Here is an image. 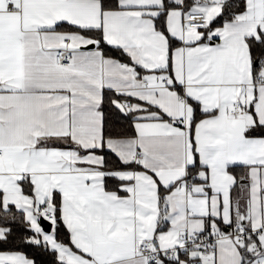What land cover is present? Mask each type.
<instances>
[{
  "label": "snow or ice",
  "instance_id": "1",
  "mask_svg": "<svg viewBox=\"0 0 264 264\" xmlns=\"http://www.w3.org/2000/svg\"><path fill=\"white\" fill-rule=\"evenodd\" d=\"M0 264H264V0H0Z\"/></svg>",
  "mask_w": 264,
  "mask_h": 264
}]
</instances>
